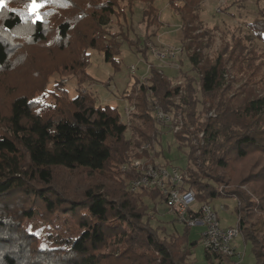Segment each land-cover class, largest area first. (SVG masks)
Returning <instances> with one entry per match:
<instances>
[{"label":"trees","instance_id":"16d2710c","mask_svg":"<svg viewBox=\"0 0 264 264\" xmlns=\"http://www.w3.org/2000/svg\"><path fill=\"white\" fill-rule=\"evenodd\" d=\"M164 1L181 21L182 51L198 79L185 72L186 84L174 85L162 69L150 65L149 76L134 80L124 94L134 106L129 123L117 107L98 104L91 92L78 89L71 96L63 78L95 81L87 71L89 50L118 66L122 42L107 28L110 20L124 19L140 5L147 26L155 24L159 0H37L44 6L35 23L19 15L31 0H9L0 12V264L193 261L198 242L189 240L192 227L182 224L183 235L154 227L159 208L167 206L165 196L158 188H131L141 174L129 165L133 149L150 165L170 167L156 161L163 154L155 146L164 129L188 145V165L181 170L189 178L183 187L195 190L196 207L236 199L242 237L252 244L257 264H264L258 231L250 226L253 211L264 212V163L239 182L261 184L251 189L257 202L241 187L226 193L217 187L226 181L219 171H227L232 160L264 156V73L255 63L260 55L241 38L212 57L205 54L213 36L196 12L204 0ZM247 26L252 37L264 42V14ZM45 51L60 55L59 61L40 63ZM22 66L28 76L23 90L5 95V76ZM38 99L44 102L35 103ZM156 108L180 119V129L157 121ZM146 144L151 148L141 151ZM58 176L64 181L59 183ZM166 213L173 216L169 208ZM173 217V224L180 223ZM32 219L41 226L35 232L26 227ZM206 257L210 264L230 261L208 251Z\"/></svg>","mask_w":264,"mask_h":264},{"label":"rangeland","instance_id":"374dc122","mask_svg":"<svg viewBox=\"0 0 264 264\" xmlns=\"http://www.w3.org/2000/svg\"><path fill=\"white\" fill-rule=\"evenodd\" d=\"M158 3L159 21L155 24L152 23L150 26H147L143 19L144 8L140 5L127 12L124 19L114 18L110 20L107 28L112 33L119 34V41L122 42L120 54L117 55L119 65L106 63L104 55L95 50H89L91 61L87 71L95 81H92L93 83L79 84L74 77H64L63 82L67 84V89L71 96H75L78 89L81 92H91L96 97L98 104L117 107L122 114L124 122L129 123L128 112L133 105L124 97V94L131 89L134 80H145L149 76L150 65L162 69L165 76L174 80V85L186 84L183 78V73L185 72L191 73L198 79L197 74L190 70L191 66L182 51L184 39L181 21L166 5L164 0H159ZM196 12L200 15L202 28L210 30L213 36V42L210 48L204 51L205 54L212 57L224 44L227 43L230 47H233L235 41L241 38L246 46L253 49L257 55H260V59L255 63L262 64L264 73V42L252 37V33L247 26V23L252 22L260 14H264V0H204ZM128 40L133 42L130 43ZM166 48L177 52L175 60L169 58V56L165 58L158 57L157 53L166 50ZM39 59L40 63L51 65L53 61H59L60 55L45 51ZM133 67H135V71L132 70ZM26 69H23L22 66L10 75L5 76V95L16 94L23 88V81L28 77L23 72ZM196 97L200 98L198 91ZM5 99H7V96L1 99L3 105ZM1 107H3L2 104ZM4 108L6 109V107ZM4 108L1 110L2 113L5 112ZM199 109H201V106H199ZM174 122L172 120L171 124H174ZM178 124L181 126L182 122L178 121ZM162 132L161 143L155 146V151H162L163 154L156 161L159 163L167 162L171 164L170 167L185 170L188 165V145L177 141L174 134L170 131L164 129ZM136 151L137 149H133L130 152V157H133ZM263 163L264 156L259 154L252 155L245 160H232L227 171H219V175H223L226 181L217 187L223 193L230 189L241 187L257 202L258 199L253 195L251 189H258L261 184L252 183L246 186L240 185L239 182L249 175L256 174ZM56 180L60 183L64 181V178L62 179L58 176ZM212 205L218 212L223 226L238 224V216L235 211L237 206L236 199L219 198L214 200ZM222 205L227 206H224L225 210L221 209ZM167 209V206L159 208L160 214L153 219L152 225L154 227L164 226L168 234L177 231L180 235H183L185 231L184 225L180 223L173 224L174 217L166 213ZM253 213L252 222L254 224L250 226L255 227L258 231V237L264 249V212L254 210ZM26 227L30 232H35L38 228H41L38 219L28 220ZM204 231L205 228L203 226H198L191 230L189 240L190 242L196 241L198 244L192 251L194 259L189 264H210L206 257L205 248L201 244V235ZM242 236L244 237L241 233L235 243L238 252L243 253V257L242 259L235 257L232 261H229V264H257L252 244L245 242ZM42 244L43 246L46 245L44 242Z\"/></svg>","mask_w":264,"mask_h":264},{"label":"built area","instance_id":"2783aa9c","mask_svg":"<svg viewBox=\"0 0 264 264\" xmlns=\"http://www.w3.org/2000/svg\"><path fill=\"white\" fill-rule=\"evenodd\" d=\"M159 58L168 57L175 60L177 52L166 48L157 53ZM135 71V67L132 68ZM134 111V106L128 112L130 120L131 114ZM154 117L157 121L173 125L174 131H178L180 121L174 120L172 115L167 114L161 108H156ZM176 129V130H175ZM151 145H143L140 150L150 149ZM140 151V153H141ZM129 165L140 171V178L131 183L132 190L158 188L167 202V206L173 216H175L181 224L196 228L203 226L205 231L202 233L201 244L206 251L218 255L219 257H227L230 261L235 257L242 259L243 253L238 252L236 247V239L241 236V229L238 224L225 227L222 225L218 212L213 207L212 203H204L199 208L197 205L196 192L192 188L183 187L185 181L189 178L188 174L176 167H155L148 164L146 158H138L135 155L131 157ZM126 166L122 167L125 170ZM197 208V209H195ZM222 210L224 205L221 206ZM220 264H229L222 261Z\"/></svg>","mask_w":264,"mask_h":264},{"label":"snow or ice","instance_id":"6c2138e0","mask_svg":"<svg viewBox=\"0 0 264 264\" xmlns=\"http://www.w3.org/2000/svg\"><path fill=\"white\" fill-rule=\"evenodd\" d=\"M54 2V0H53ZM9 0H0V12H2L4 9L8 8ZM43 3H38L37 0H31L30 4L26 5L27 11H21L19 12V15L24 18L25 22L27 23L29 19L32 20L33 23H35L37 20L41 19L40 15V9L43 7ZM9 11L16 12V9H8ZM43 100H36L35 103L42 104Z\"/></svg>","mask_w":264,"mask_h":264},{"label":"crops","instance_id":"0c3cea01","mask_svg":"<svg viewBox=\"0 0 264 264\" xmlns=\"http://www.w3.org/2000/svg\"><path fill=\"white\" fill-rule=\"evenodd\" d=\"M228 226H231V225H227V226H225V227H228ZM233 263V262H232Z\"/></svg>","mask_w":264,"mask_h":264}]
</instances>
